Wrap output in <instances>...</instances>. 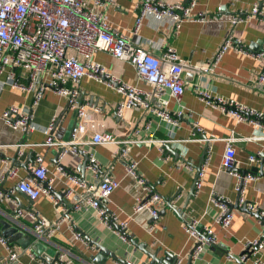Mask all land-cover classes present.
Instances as JSON below:
<instances>
[{
    "label": "crops",
    "instance_id": "crops-1",
    "mask_svg": "<svg viewBox=\"0 0 264 264\" xmlns=\"http://www.w3.org/2000/svg\"><path fill=\"white\" fill-rule=\"evenodd\" d=\"M259 1L199 0L195 12L209 14L213 17L211 21H187L176 30L167 19H147L138 34L133 33L138 13L137 0H113V4L107 6L105 13L110 24L128 35L133 43L150 48L156 55L171 45L184 61L185 91L181 102L177 103L168 94L164 96L169 111H179L184 107L185 114L176 125L158 117L152 110L134 107L126 114L127 122L120 128L111 119L116 105L124 97L105 84L88 78L80 84L82 98L92 100L100 108L101 115L96 122L103 125V130L112 132L119 140L131 138L133 129L139 131L135 142L130 145L129 160L116 155L117 146L112 143L85 145L87 156H94L98 160L100 173L119 182V187L105 204L109 214L116 218L115 222L111 221L114 228V224L128 223L127 241H123L114 228L100 220L93 208L75 211L74 205L86 198L85 191L73 184L68 174L57 171L58 165H62L68 173L85 179V182H100L88 168L82 173L84 156L72 154L68 146V152L57 160L63 149L62 143L69 141L76 121L67 100L55 91H48L32 113L31 132L23 133L10 128L2 115L12 105L30 108L33 94L19 92L9 85L0 90V153L7 157L0 160V179L5 178L3 188L6 190L0 202V222L10 221L12 226L27 236L34 234V222L26 216H13L17 209L35 210L52 225L60 218L66 219L53 236L40 237L37 249L26 252L21 244L9 243L4 238L0 225V238L19 253L18 259L10 264H53L63 249L69 251V258L74 264H120L124 261L151 264L152 259L144 249L149 254L156 253L157 258L161 259L167 258L170 253L181 258L182 264H188L196 246V241L186 231L187 224L192 223L197 224L199 231L209 228L217 235V242L206 243L201 258L192 260V264H252L256 259L264 264V247L258 251L256 259L253 257L245 263L240 260L246 254L248 242L262 240L264 243V223L251 213L243 212V205L239 203L240 198H244L249 205L264 211V131L249 123H238L217 106L201 101L196 94L197 89L208 91L214 96L264 112V86L256 83L263 62L249 55L257 54L262 47L264 20L251 19L235 27L230 22L234 13L250 10ZM231 33L242 40L249 54L229 50L212 71H202V67H210L223 41ZM94 60L120 80L144 90L152 89L138 80L135 69L127 62L105 52H98ZM150 104L151 109L161 107L158 100L153 99ZM53 120L55 124L51 131ZM232 131L240 139L235 144L238 167L224 172L221 163L225 139ZM150 140H155L154 144L144 143ZM49 141L59 143L60 146H48ZM165 144L170 147V152L164 148ZM207 145L205 161L199 173L201 188L193 192V186L197 184L196 166H199ZM171 150L177 152L179 157ZM19 152L22 155L19 156ZM258 152L261 155L255 162H251L250 156ZM36 154L44 157L49 174L54 178L51 187L58 196L65 194V204L58 197V206L50 195L45 194L34 201L17 191L19 182L27 176V166L23 167L24 164ZM11 157L16 158L15 167H12L13 163L9 160ZM128 161L137 164L139 178L163 200L156 218L148 212L134 213L137 199L145 198L147 192L144 185L128 173ZM12 168L15 173L7 176ZM242 172H247L254 179L247 181L240 193L237 190L239 178L236 173L242 175ZM69 188H73L74 193L68 197L66 191ZM214 194L218 195L215 200ZM222 202L234 213V219L227 229L218 223V204ZM234 204H238L239 208L231 209L230 205ZM72 226L83 234L86 243H70ZM34 239L32 237L31 241ZM7 257L8 251L0 241V264Z\"/></svg>",
    "mask_w": 264,
    "mask_h": 264
},
{
    "label": "built area",
    "instance_id": "built-area-1",
    "mask_svg": "<svg viewBox=\"0 0 264 264\" xmlns=\"http://www.w3.org/2000/svg\"><path fill=\"white\" fill-rule=\"evenodd\" d=\"M198 2L199 0H189L188 3L137 0L138 13L133 33L138 34L147 19H167L176 30L187 21L203 23L211 21L213 17L209 14L195 12ZM112 4L113 0H0V90L9 85L19 92L33 94L30 108L12 105L3 112L2 119L10 128L30 133L32 113L44 99L45 94L48 91H55L58 95L63 96L70 109L75 113L76 121L71 130L69 141L65 144L62 143L65 151L60 154L59 159L68 152L66 146L69 147L72 154L87 156L85 145L112 143L117 146L116 155L129 160L130 145L135 142L139 134L137 129H133L131 138L119 140L112 132L103 130V125L96 122V119L101 115L99 106L92 100L82 98L80 84L85 78L103 83L124 97V100L116 105L113 119H111V122L115 121L120 128L127 122L126 114L134 107L146 111L152 110V113L173 125H176L178 119H181L185 114L184 107L179 111H169L167 109L168 101L164 98L168 94L177 103L181 102L185 91L184 61L171 45L163 46L164 50L161 54L156 55L150 48L133 43L128 35L112 26L108 21L105 12L107 6ZM230 19L233 27L241 23H248L251 19L263 21L264 0L255 3L250 10L234 13ZM229 50H235L244 55L249 54L243 46L242 40L231 33L223 41L210 67H202L201 70L212 71ZM98 52L108 53L114 58L130 64L135 69L138 80L152 89L144 90L112 75L106 68L95 62L94 56ZM249 55L263 62L256 83L264 86V41L257 54ZM196 94L201 101L214 107L217 106L238 123H249L264 131V112L221 96H214L208 91L197 89ZM153 99L158 100L161 107L151 109L150 103ZM54 124L55 120L50 125L51 131L54 129ZM147 127L148 125H146ZM197 132L201 133V130L197 129ZM238 141L240 139L234 131L225 139V152L221 163V170L224 172L233 171L238 167L235 149V144ZM154 142L155 140H150L144 143L150 145ZM47 145H59V143L49 141ZM20 154L22 155L21 152H19V156ZM260 155V152L251 155L249 160L255 162ZM89 158L87 168L95 174L97 179H100L98 184L80 181L76 176L65 171V167L62 165H58L57 171L64 175L68 174L69 180L85 191L86 198L77 202L73 207L74 210L79 212L91 207L96 210L100 220L114 228L111 221L115 222L116 218L109 214L105 203L119 187V182L111 177L103 176L100 173L98 160L94 156ZM13 170L14 168L9 170L7 176L13 175L15 173ZM127 171L144 185L147 192L145 198L137 199L134 213L148 212L156 218L163 205L161 196L139 178L135 162L128 163ZM236 174L239 178L237 190L242 193L244 185L254 177L248 174L246 176ZM4 179V177L0 179V184L4 182ZM53 181L54 178L49 174L44 157L36 154L27 164V176L19 182L17 189L34 201L44 194L50 195L59 206L57 195L52 193L51 184ZM196 188H201L200 178ZM13 193L14 191H12ZM73 193V188L66 191L68 197ZM4 197L5 194L0 192V202ZM217 198L218 195L214 194L213 199ZM14 202L19 205L18 202ZM239 203L244 205L246 202L244 198H240ZM218 207L220 208L218 223L227 229L234 219V213L226 203H219ZM248 209L258 212L264 217V211L258 207L250 204ZM15 215L17 218L26 216L31 219L34 222L33 232L38 237L53 236L60 229L61 223L66 221L65 218H60L56 224H49L35 210L17 209ZM127 227L128 223H121L118 224V228H114L115 233L123 241H127ZM71 228L70 243H86L83 234L73 226ZM186 231L196 241L195 249L191 255L194 261L201 258L206 243L215 244L217 242V235L212 229L205 228L199 231L196 223L187 224ZM0 241L8 251V257L2 264L16 261L19 253L13 250L3 238H0ZM263 247V242H248L246 244L248 253L243 255L240 260L245 263L253 257L256 259L258 251ZM182 262V259L178 258L175 264H182ZM53 264H74V262L69 258V251L63 249L57 254ZM120 264L134 263L124 261ZM252 264L262 263L256 259Z\"/></svg>",
    "mask_w": 264,
    "mask_h": 264
},
{
    "label": "water",
    "instance_id": "water-1",
    "mask_svg": "<svg viewBox=\"0 0 264 264\" xmlns=\"http://www.w3.org/2000/svg\"><path fill=\"white\" fill-rule=\"evenodd\" d=\"M164 148H166V150L168 151V152H170V147L167 145V144H165L164 145ZM207 149H208V145L206 146V148H205V150H204V152H203V155H202V158H201V161H200V163H199V166H196V169H197V174H196V177H195V184H196V182L198 181V178H199V173H200V171H201V165H202V163L205 161V156H206V152H207ZM65 151V149L63 148L60 152H59V154H58V156H57V160H58V158H59V156H60V154H62L63 152ZM172 151V150H171ZM172 153L175 155V156H178L179 157V154H177V152H174V151H172ZM7 157L5 156V154H3V153H0V160H4V159H6ZM89 156H84V162H83V165H82V168H83V172L82 173H84L85 172V170H86V168H87V166H88V163H89ZM9 160L13 163L12 164V167H15L16 166V158H9ZM32 161V156L28 159V161H27V163H25L24 164V166L23 167H26L27 166V164L28 163H30ZM65 171H67V169L65 168ZM257 171V170H256ZM68 172V171H67ZM247 172H242V175L243 176H246L247 174H246ZM79 179V178H78ZM80 181H82V182H85V179H79ZM46 185V184H45ZM47 186V185H46ZM196 190V185H194L193 186V192ZM17 191H19L18 189H17ZM0 192H6V190L3 188V183L2 184H0ZM20 192V191H19ZM53 194H55V195H57L55 192H54V190H53V192H52ZM64 196H65V194H61V195H57V197H59L61 200H62V202L65 204V202H64ZM248 205H249V203L248 202H246L244 205H243V207H242V211L243 212H246V213H251L253 216H255V217H257V218H260L262 221H263V223H264V217H261L260 216V213H258V212H251V211H249V210H247V208H248ZM230 208L231 209H237V208H239L238 207V204H234V205H230ZM16 214V210L13 212V216ZM114 224V223H113ZM0 225H1V231H2V235L4 236V238H6L7 239V241L9 242V243H18V244H21L24 248H25V252L27 251V250H36L37 248V244H38V242H39V240H40V237H38V236H36L35 234H32V233H30V234H28L27 236L25 235V234H23L21 231H19L16 227H14V226H12V224L10 223V221L9 222H0ZM115 225V227L116 228H118V225H116V224H114ZM32 237H34L35 239H34V241H31V238ZM262 240H260V242H261ZM144 249V248H143ZM256 250V249H255ZM144 252L147 254V255H149L150 257H151V259H152V262H151V264H175L176 262H177V257H175V256H173L172 254H168V256H167V258H163V259H161V258H157V254L155 253V254H149L148 252H146L145 251V249H144ZM245 253H248V250H246V252ZM192 255V254H191ZM191 255H190V257H189V260H188V264H192V257H191Z\"/></svg>",
    "mask_w": 264,
    "mask_h": 264
}]
</instances>
